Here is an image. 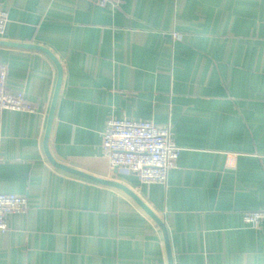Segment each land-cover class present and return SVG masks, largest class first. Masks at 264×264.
I'll return each mask as SVG.
<instances>
[{
    "label": "crops",
    "instance_id": "crops-1",
    "mask_svg": "<svg viewBox=\"0 0 264 264\" xmlns=\"http://www.w3.org/2000/svg\"><path fill=\"white\" fill-rule=\"evenodd\" d=\"M0 39L62 66L54 159L133 190L163 221L172 264H264V0H0ZM7 90L34 113L0 112V191L26 212L0 231V264H168L160 226L123 190L53 166L43 139L58 71L40 50L0 45ZM170 127L165 183L114 173L109 118Z\"/></svg>",
    "mask_w": 264,
    "mask_h": 264
},
{
    "label": "built area",
    "instance_id": "built-area-1",
    "mask_svg": "<svg viewBox=\"0 0 264 264\" xmlns=\"http://www.w3.org/2000/svg\"><path fill=\"white\" fill-rule=\"evenodd\" d=\"M104 4L116 0H90ZM8 21L7 11L0 9V36ZM8 69L0 64V112L4 110L34 113L37 106L22 92L7 90ZM102 148L110 168L120 173L136 174L145 183H165L169 171L177 164L181 148L170 127H160L149 120L109 118L102 134ZM25 196L0 191V231L7 229V216L27 211ZM243 220L253 228L264 222V210L244 211Z\"/></svg>",
    "mask_w": 264,
    "mask_h": 264
},
{
    "label": "water",
    "instance_id": "water-1",
    "mask_svg": "<svg viewBox=\"0 0 264 264\" xmlns=\"http://www.w3.org/2000/svg\"><path fill=\"white\" fill-rule=\"evenodd\" d=\"M0 45L7 46V47H19V48L40 50L44 52L46 55H48L57 67L58 76H57V81H56V85H55L54 92H53V97H52V101L50 105V110L48 113V118H47L45 133H44V139H43V149H44L45 155L47 159L49 160V162L53 166L63 171L69 172L71 174L77 175L79 177H82L84 179H87V180H90V181H93L99 184L117 187L123 190L125 193H127L162 229V232L164 235L165 246L167 250L168 264H172V256H171V251H170L168 233H167V229L163 221L158 217V215L151 208H149L146 205V203H144V201H142L139 198V196L133 190H131L129 187H127L125 184L119 181L96 177L94 175H91L90 173H86L84 171H80L72 167H69L63 163H60L56 161L54 157L52 156V154L50 153L49 147H48V141H49L50 131H51L52 122L54 118L56 103H57V99H58V95H59L60 87L62 83V66L60 62L58 61V59L56 58V56L48 48L42 45H37V44H32V43H21V42H13V41H6V40L0 39ZM113 172L116 174L118 173V170L114 169Z\"/></svg>",
    "mask_w": 264,
    "mask_h": 264
}]
</instances>
